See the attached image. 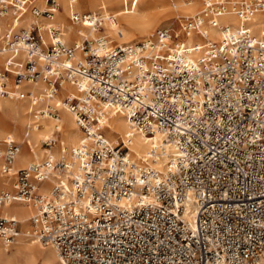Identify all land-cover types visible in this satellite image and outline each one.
<instances>
[{
  "label": "built area",
  "instance_id": "built-area-1",
  "mask_svg": "<svg viewBox=\"0 0 264 264\" xmlns=\"http://www.w3.org/2000/svg\"><path fill=\"white\" fill-rule=\"evenodd\" d=\"M198 1L178 29L107 47L101 36L69 45L61 27L16 29L26 13L53 19L57 0H0V97L24 100L23 85L41 83L82 133L53 154L59 107L47 105L33 114L55 121L43 159L16 168L22 144L2 140L0 174L11 189L0 193L1 250L22 235L2 208L19 204L33 212L24 237L53 248L61 264H264V41L246 28L264 0ZM224 16L239 26L220 25ZM69 21L102 28L94 14ZM111 115L131 131L116 144ZM134 133L161 137L146 160L130 150Z\"/></svg>",
  "mask_w": 264,
  "mask_h": 264
},
{
  "label": "bare ground",
  "instance_id": "bare-ground-1",
  "mask_svg": "<svg viewBox=\"0 0 264 264\" xmlns=\"http://www.w3.org/2000/svg\"><path fill=\"white\" fill-rule=\"evenodd\" d=\"M72 1L73 0H62V4H63V8L65 12H68L71 10V7H72L71 4L73 3ZM157 1L159 2L160 0H156V2ZM96 2H98V7H97L98 10H107L108 8L113 7L115 9L113 13L118 14V17H119L118 22H115L114 16L107 15V14L106 15L103 14L99 16L101 20H104L103 27L105 31V36L106 35L107 36L105 37L103 34V36L101 37H104L106 39L107 47H110L112 45V43L114 42V39L120 44V46L127 45V44L129 45L133 41V38H132L133 35H135L136 33L142 34L146 32L147 30L153 29L157 26V20L159 18V13L151 12L153 9L149 10L153 7V4L156 3L154 0L145 1V4H146L145 10H148L145 13L139 12V8H138L139 0H96ZM190 4L192 5V2ZM190 4L183 2L181 5L188 7ZM44 7H45V4H44ZM73 9L75 8L73 7ZM57 13L58 11L56 12V14ZM56 14L54 15L53 19L50 20L45 17L34 18L29 13L28 14L26 13V15H23L21 19L15 23V26H16V29L19 27L28 28L30 27L32 23H35V24H38V26L41 29H46L47 27L49 28L51 26L61 27L64 32L65 42L66 40L71 41L73 39L75 40V42H73L72 44L78 43L82 37H86L88 39H95L97 38L98 34H100L98 29H95L94 27H87V26H91L90 24H87V23L84 24V26L83 25L79 26L81 24L74 25L69 21L71 26L67 25L66 27H64V25L63 26L61 24L59 25L55 21ZM79 15H82V14H79ZM219 24L226 26L228 28L230 27L235 28L239 26V22L234 16L222 17L219 20ZM159 28H162V26ZM159 28H156V29H159ZM246 28L248 30V33L251 35V37L255 38L256 40L264 41V13L257 14L252 19V21L246 26ZM206 30H207V35L209 36V38L213 40H218L220 38V34L218 33L216 29L206 28ZM147 35H145L144 37H146ZM77 38L79 39L78 41H77ZM194 38L195 36L194 37L190 36L189 39L186 41L187 44H189V46H191V42L194 40ZM201 44L202 43L199 42L194 45H201ZM23 86H24V90L30 91L31 93V95L24 100H8L6 98L0 97L2 98L0 99V111L6 113V116L8 113L9 114L13 113L15 114V116H17V120H16L17 122H15L16 123L15 128L4 126V132H5V128H9V133H15L17 135L18 134L20 135V133L22 132V128H23L22 137L25 139L24 141L25 143H23L25 149L28 147L26 139L35 140V142H39L41 141V139L49 137L51 134V128L54 127L55 125V121L51 119H45V117L35 118L33 113H35L34 111H37L40 108L42 109L44 106L46 107L47 105H51L52 107H59L58 109L62 117V120L59 117V120L57 121V125L62 133V137L60 141L61 145L63 146L62 149L68 152L70 149L75 147L79 139V131L75 126V122H74L72 114L68 112L66 109L61 108L62 99L60 97L59 98L54 97L53 99H48V100L44 99L43 94L41 92V90H43L44 87H43V84L41 83H36V84H31V85L24 84ZM62 89L66 92H70L71 90L67 84L63 85ZM31 116L33 117L32 120H30ZM27 125H31L33 126V128L31 127L28 137H25L24 128ZM107 125L110 129V131L107 132V137L109 138V140L113 141L114 144L118 143L119 139L121 138L123 139L128 133L131 132L129 130V126H128L126 119L123 118L121 115H111L110 119L107 121ZM113 134L118 135L119 138L116 140L115 138H113ZM9 136L12 137L11 135ZM160 141H161V137L159 135H155L154 138L148 139L147 137H143L142 135L134 133L132 135V138L129 141L130 150L132 151L135 158L146 160L151 154V150L153 148L157 149L159 147V145L161 144ZM37 159H39L38 153L36 152L34 144H33L32 149L30 150L28 154L22 153L16 156L15 166L17 167L27 166L28 167L33 162L38 161ZM164 162L165 160H162V161L157 160L154 164V167L156 169H160ZM1 177L2 176L0 175V187L2 186V183H3L1 180L3 177L2 178ZM1 192H4V191H1ZM6 205H12V204H6ZM4 211L7 216L17 218L21 222L20 229H21L22 235L19 238V240L27 239L26 237H24V235H25V232L28 231L27 230L28 229V216L30 214L28 209L18 205V206H9L7 208H4ZM193 211H194V207H192V205L188 202L186 204V213H188L187 216L189 218L192 217ZM51 249L54 251L53 259L56 260V264H61L59 256L57 255V253L55 252L53 248ZM8 252L9 250L0 249V264H15V262H17L16 258L18 256L23 255V252L20 247H18V249H16L13 254H8ZM48 262H50V259L48 260ZM262 262L264 263V253L262 255ZM24 264H33V262L30 260L29 261L26 260Z\"/></svg>",
  "mask_w": 264,
  "mask_h": 264
},
{
  "label": "rangeland",
  "instance_id": "rangeland-1",
  "mask_svg": "<svg viewBox=\"0 0 264 264\" xmlns=\"http://www.w3.org/2000/svg\"><path fill=\"white\" fill-rule=\"evenodd\" d=\"M145 1L146 0H139V2H138V8H139L140 13H145L146 11H148V10H145V8H146ZM154 1L156 2V0H154ZM57 2L59 4V11L56 14L55 21L59 25L60 24L62 26L64 25V27H66L67 25H70L69 17L74 13L75 14H95L98 16L103 15V14L104 15L107 14V15L114 16L115 22H118V20H119L118 14L113 13V11L115 10L113 7L108 8L107 10H98L97 9L98 2H96V0H73L72 1L73 3L71 4L72 7L70 6L71 10L68 12L64 11L62 0H57ZM183 2H185L187 4H190L192 2V5L190 4L188 7H185L184 5H181ZM35 5L44 6V0H37ZM73 7L75 9H73ZM91 8H92V10H91ZM149 10H152L151 12L159 13V18L157 20V26L153 29L147 30L146 32H144L142 34L136 33L135 35H133L132 36L133 41L131 44L140 42L141 40H143L145 38L144 37L145 35H147L148 33L154 31L156 28H159L161 26L164 28H173L175 30L178 29V19L181 18L182 16L195 14L199 10V1L198 0H160L159 2L157 1L155 4H153V7ZM59 16H60V18H59ZM103 23H104V20H102V28L98 29L99 33H100V34H98V36H103V34L105 36ZM79 26H82V25H79ZM76 34H78V33H76ZM78 40L79 39L77 38V41ZM66 42L68 44H72L73 42H75V40H73V39L71 41L66 40ZM114 45L120 46V44L117 41H115V39H114V42L112 43L111 46H114ZM0 99H2V98H0ZM43 108H45V106ZM59 117L62 120L60 112H59ZM32 118L33 117L31 116L30 120H32ZM16 120H17V116H15V114H13V113L9 114L8 113L6 116V113L0 111V145L2 143V140H4V138L7 135H11L15 140H17L18 143L22 144L19 154H22V153L28 154L30 152V149L28 147L25 149L24 144H23V143H25L24 142L25 139L22 137L23 128H22V132L20 133V135L19 134L17 135L15 133H9V128H5V132H4V126H8L10 128H15V126H16L15 122H17ZM53 128L54 127L51 128V131ZM27 130H28L27 126H25V128H24L25 134H26ZM78 131H79V129H78ZM5 133H7V134H5ZM49 137H46V138H49ZM61 137H62V133H60L58 135V144H57L56 148H54L52 150V153L55 155H58L60 148L62 149V147H63L61 145V142H60ZM81 137H82V133L79 131L78 141L80 140ZM46 138H44V139H46ZM113 138H115L117 140L119 137H118V135L113 134ZM44 139H41V141H43ZM41 141L35 142V140L26 139V142L28 143V145L30 146L31 149H32V146L34 144L35 150L38 153V158H39L37 160L43 159L47 153L46 151H43V150H45V146L41 145ZM23 167H25V166H23ZM17 168H22V167H17ZM1 180L3 183H2V186L0 187V193H1V191L5 192V190H10L11 189L10 183L9 184L6 183L5 179H3V178ZM18 205L19 204H14V205L12 204L10 206H18ZM20 206L27 208L24 205H20ZM27 209H28V211L31 212V210L29 208H27ZM2 211H4V208L2 209ZM3 213L6 215L5 211ZM30 214H29V216H30ZM29 216H28V218H29ZM15 219H17V218H15ZM20 226H21V222H20ZM18 247L21 248L23 255L18 256L16 258L17 262H15V264H19V263L24 264L26 260L32 261L33 264H56V260L53 259L54 258V255H53L54 251L48 246L45 247V246L41 245L40 243H38L32 239H28V238L22 239V240L18 239L16 244L9 250L8 254H13L15 252V250L18 249ZM49 259H50V262H48Z\"/></svg>",
  "mask_w": 264,
  "mask_h": 264
},
{
  "label": "crops",
  "instance_id": "crops-1",
  "mask_svg": "<svg viewBox=\"0 0 264 264\" xmlns=\"http://www.w3.org/2000/svg\"><path fill=\"white\" fill-rule=\"evenodd\" d=\"M1 62V61H0ZM14 166H15V162H14ZM16 167V166H15ZM3 179H5V178H3ZM10 205H6L4 208H7V207H9ZM30 212V211H29ZM31 213V212H30Z\"/></svg>",
  "mask_w": 264,
  "mask_h": 264
}]
</instances>
